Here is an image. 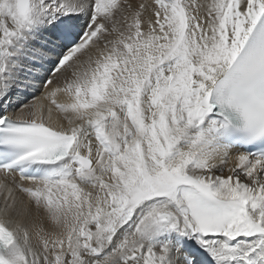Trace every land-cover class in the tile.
I'll list each match as a JSON object with an SVG mask.
<instances>
[{"label":"snow or ice","instance_id":"obj_1","mask_svg":"<svg viewBox=\"0 0 264 264\" xmlns=\"http://www.w3.org/2000/svg\"><path fill=\"white\" fill-rule=\"evenodd\" d=\"M0 264H264V0H0Z\"/></svg>","mask_w":264,"mask_h":264},{"label":"bare ground","instance_id":"obj_2","mask_svg":"<svg viewBox=\"0 0 264 264\" xmlns=\"http://www.w3.org/2000/svg\"><path fill=\"white\" fill-rule=\"evenodd\" d=\"M55 115H56V114L54 113V118H55Z\"/></svg>","mask_w":264,"mask_h":264}]
</instances>
